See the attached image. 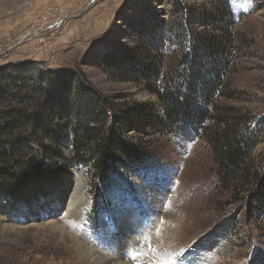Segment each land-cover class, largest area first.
Masks as SVG:
<instances>
[{
  "label": "rangeland",
  "instance_id": "374dc122",
  "mask_svg": "<svg viewBox=\"0 0 264 264\" xmlns=\"http://www.w3.org/2000/svg\"><path fill=\"white\" fill-rule=\"evenodd\" d=\"M147 36L149 44L161 39L162 49L153 51ZM192 45L211 68L223 55L208 107L259 132L250 166L264 176V0H0V68L81 71L109 101L122 137L148 143L152 153L149 165L125 172L95 205L91 166L73 162L68 139L50 169L42 148L49 142L35 138L18 160L35 158L41 174H21L12 183L22 182L0 190V264H94L64 238L115 258L124 235L141 233L153 256L146 264H264V212L241 187L216 186L204 141L164 129L158 95L145 79H132L151 58L157 87ZM130 251L125 256L137 264Z\"/></svg>",
  "mask_w": 264,
  "mask_h": 264
},
{
  "label": "trees",
  "instance_id": "16d2710c",
  "mask_svg": "<svg viewBox=\"0 0 264 264\" xmlns=\"http://www.w3.org/2000/svg\"><path fill=\"white\" fill-rule=\"evenodd\" d=\"M152 21L157 24L156 17ZM148 37L144 41L149 44ZM162 43L154 38L149 47L158 51ZM198 51L197 46H188L177 66L157 87L154 81L158 71L152 67L151 58L132 79H145L150 91L158 95L163 110L160 125L164 129L193 134L204 141L215 167L216 186L229 191L241 187L255 211L264 212V176L250 166L259 132L241 130V124L229 116L228 110L213 112L208 107L217 88L211 83L220 79L224 59L217 52L219 65L211 68L194 55ZM28 67L9 64L0 68V176L5 184L0 190L8 191L22 182L23 177L12 183L21 174H41L44 167L35 158L18 160L26 157L35 138L49 142L42 148L51 156L52 163L47 166L50 169L54 160H62L61 141L68 139L73 162L91 166L95 205L104 203V190L112 191L114 184L125 182V172L150 164L148 143H133L122 137L121 126L109 113V101L94 89L84 73ZM137 110L143 114L145 107L139 105ZM65 131L71 133L63 138L61 133Z\"/></svg>",
  "mask_w": 264,
  "mask_h": 264
},
{
  "label": "bare ground",
  "instance_id": "6f19581e",
  "mask_svg": "<svg viewBox=\"0 0 264 264\" xmlns=\"http://www.w3.org/2000/svg\"><path fill=\"white\" fill-rule=\"evenodd\" d=\"M48 181H53V180H50V178L48 177V178L43 179V180L41 179L40 182L46 183ZM38 184H39L38 182L30 183L29 188H34ZM74 190H75V185L72 187V192H74ZM72 197L74 198V195L71 194V199L74 201L76 199V197L74 199ZM164 234H166V233H164ZM143 235L144 234H142V233L139 234L135 240L124 235V241L127 243V245L122 251H119L116 253L115 258H112L111 256H108V255L98 253L97 251L94 252V251L90 250L89 248L83 246L77 238L71 237L70 235H69V237L66 236L64 238V240L69 239L73 245L77 246L79 253L86 255L88 258H93L94 264H130L131 263L130 260L127 258V256H125V253L129 252L130 250H133L134 253L136 252L135 253V259L138 260L137 264H146V262L151 261V260L150 259L148 260L145 257V255L148 253V254H150V257H153V256L151 255V252L148 251L149 248H147L148 247L147 243L143 242V240H144V238L142 237ZM142 238H143V240H142ZM162 238H161V240H162ZM152 245L155 247L156 243H154V241H153ZM112 260H115V261L112 262Z\"/></svg>",
  "mask_w": 264,
  "mask_h": 264
}]
</instances>
